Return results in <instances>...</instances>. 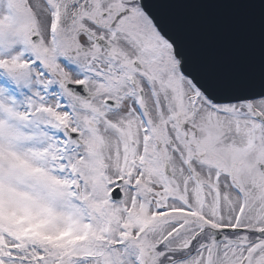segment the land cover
Listing matches in <instances>:
<instances>
[{
    "label": "snow or ice",
    "instance_id": "obj_1",
    "mask_svg": "<svg viewBox=\"0 0 264 264\" xmlns=\"http://www.w3.org/2000/svg\"><path fill=\"white\" fill-rule=\"evenodd\" d=\"M0 264H264V0H0Z\"/></svg>",
    "mask_w": 264,
    "mask_h": 264
},
{
    "label": "water",
    "instance_id": "obj_2",
    "mask_svg": "<svg viewBox=\"0 0 264 264\" xmlns=\"http://www.w3.org/2000/svg\"><path fill=\"white\" fill-rule=\"evenodd\" d=\"M176 17L186 27L190 39L224 54H243L251 34L247 14L224 8L191 7L180 9Z\"/></svg>",
    "mask_w": 264,
    "mask_h": 264
}]
</instances>
